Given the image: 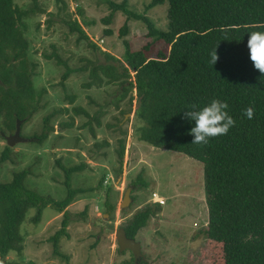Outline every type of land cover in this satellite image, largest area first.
Returning <instances> with one entry per match:
<instances>
[{
    "label": "trees",
    "instance_id": "trees-1",
    "mask_svg": "<svg viewBox=\"0 0 264 264\" xmlns=\"http://www.w3.org/2000/svg\"><path fill=\"white\" fill-rule=\"evenodd\" d=\"M163 1L150 0L145 9ZM166 1L167 29L161 30L149 17L133 14L128 9V0H106L110 7L105 18L107 24L115 12L121 11L128 18L142 21L147 29L144 37L150 40L133 49L130 42L123 39L121 59L100 51L106 61L89 62V81L83 85L86 88L117 85L113 103L116 109L127 97V112H130L132 100L136 101L133 134L138 141L182 153L202 163L207 220L195 233L204 241L200 261L196 264H264V74L254 67L247 46L250 32H264V0ZM30 12L32 9H21L14 0H0V123L4 133H12L16 120H28L39 109L40 92L35 91L33 84L37 64L28 58L29 44L24 35L23 19ZM68 25L78 39L86 40L99 50L80 23L74 20ZM128 30L124 22L118 36L123 38ZM104 31L106 35L112 34L111 29ZM156 43H162L163 49L156 50ZM214 49L219 59L212 65L210 53ZM45 57L54 58L58 65L64 66L61 83L74 71L55 52ZM214 99L228 103L226 111L236 124L227 135L211 138L207 145L193 144V136L189 133L194 122L185 119L184 113L192 105L202 108ZM250 106L255 109L253 119L244 115V110ZM72 110L89 117L82 108L73 107ZM51 115L43 120V132L33 137L38 142L44 141L53 131L52 126L47 125ZM114 119L116 121L108 126L121 130V121ZM93 120L100 126V116L89 118L83 126L91 128ZM121 132L117 175L122 173L125 151L126 131ZM8 151L5 145L0 163L7 159ZM58 164L64 172L63 183L67 188L66 196L59 201L26 188L27 169L13 173L8 182H0L1 264H18L6 257L10 253L21 256L25 235L20 227L31 207L36 209L30 218L34 223L39 222L47 206L62 214L60 228L49 241L52 252L67 259L58 250L59 239L69 237L66 208L76 195L101 189L106 175H102L95 187L74 189L70 186V175L82 171L86 164L70 167L59 161ZM131 185L140 190L148 183L139 174ZM111 191L110 185L105 187L103 206L108 214L116 207ZM131 198L136 200L134 195ZM160 211L158 202L146 203L119 227L128 238L135 239L148 220ZM84 214L85 210L81 215ZM132 258L122 264H132Z\"/></svg>",
    "mask_w": 264,
    "mask_h": 264
},
{
    "label": "rangeland",
    "instance_id": "rangeland-1",
    "mask_svg": "<svg viewBox=\"0 0 264 264\" xmlns=\"http://www.w3.org/2000/svg\"><path fill=\"white\" fill-rule=\"evenodd\" d=\"M119 2L121 0H113ZM150 0H128V9L136 15H144L161 29H167L168 3L145 9ZM21 9H32L24 17V35L28 40V58L37 64L33 84L38 98L39 109L21 122L20 136L31 139L16 142L9 147L8 157L0 163V182L11 180L13 173L28 170L24 184L26 188L59 201L66 196L65 175L58 161L65 167L85 163L82 171L70 175L71 188L95 187L102 175H106L101 189L78 194L67 206L69 237H61L58 242L60 257L52 252L49 241L60 228L62 214L47 206L42 210L39 222H32L36 209H28L21 224L25 235L21 256L10 253L6 260L18 264H122L131 261L132 252L117 251L115 231L135 210L146 203L158 202L161 211L151 217L146 226L136 235L141 245L144 261L137 264H196L200 261L204 241L195 236L196 231L207 220V209L203 189L202 163L182 153L155 148L140 142L133 134L134 110L127 112V97L114 106L118 86L107 84L101 87H84L89 81V62L106 61L100 51L110 52L118 59L123 56L122 40L130 42L138 49L150 39L145 24L117 11L105 22L110 12L106 0H14ZM80 23L99 50L92 48L86 40L78 39L76 32L69 31V22ZM127 22L129 32L123 38L118 30ZM111 29L106 35L104 30ZM162 43L154 48L163 49ZM55 52L74 71L61 83L65 68L54 58L45 55ZM81 67H86L81 70ZM134 98V90L131 92ZM73 101H70V98ZM82 108L88 114L74 113L72 108ZM67 109V111L63 110ZM122 110V113L120 112ZM101 113V115H100ZM51 115L47 125L52 126L47 138L38 142L33 137L43 132V120ZM94 116H100L101 124L90 122L91 128L83 124ZM119 119L121 130L108 125ZM72 125H65V123ZM126 131L122 173L116 174L118 167V140ZM0 123V155L6 142ZM148 183L146 188L130 193L129 205L121 210L120 202L128 185L137 175ZM121 177V178H120ZM112 187L111 199L116 203L112 214L105 213L103 201L105 187ZM85 210V214L81 215ZM2 260L0 259V264ZM134 263L132 258V264Z\"/></svg>",
    "mask_w": 264,
    "mask_h": 264
},
{
    "label": "clouds",
    "instance_id": "clouds-1",
    "mask_svg": "<svg viewBox=\"0 0 264 264\" xmlns=\"http://www.w3.org/2000/svg\"><path fill=\"white\" fill-rule=\"evenodd\" d=\"M250 53V59L254 67L264 74V32L252 31L247 42ZM219 57L216 49L210 53V63L215 65ZM227 102L220 100H212L208 105L198 108L192 105L189 110L184 113L185 119L194 122V126L190 130V135L193 136L191 143L197 145H207L211 138L222 135H227L231 128L236 124L234 118L229 115ZM244 115L248 119H253L255 109L247 107L244 110Z\"/></svg>",
    "mask_w": 264,
    "mask_h": 264
},
{
    "label": "water",
    "instance_id": "water-1",
    "mask_svg": "<svg viewBox=\"0 0 264 264\" xmlns=\"http://www.w3.org/2000/svg\"><path fill=\"white\" fill-rule=\"evenodd\" d=\"M22 121L23 120H16L15 129L11 134L8 135L2 134L7 146H12L16 142H25L31 140L20 136V128ZM132 188H133L132 185H128L127 188L125 189L123 193L122 201L120 202L121 210L125 209L129 205V202L131 201L130 193L132 191ZM115 240L119 252H122L124 250H129L132 252L133 261H134L133 264H137L141 260L144 261V256L141 253L140 243L136 241L134 238H128L123 228L119 227L115 231Z\"/></svg>",
    "mask_w": 264,
    "mask_h": 264
}]
</instances>
